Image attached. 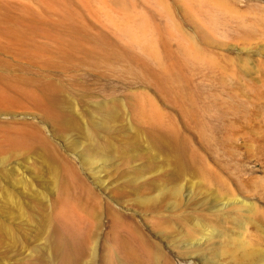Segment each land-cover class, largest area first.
I'll return each instance as SVG.
<instances>
[{
    "label": "rangeland",
    "instance_id": "rangeland-1",
    "mask_svg": "<svg viewBox=\"0 0 264 264\" xmlns=\"http://www.w3.org/2000/svg\"><path fill=\"white\" fill-rule=\"evenodd\" d=\"M0 145V264H264V0H0Z\"/></svg>",
    "mask_w": 264,
    "mask_h": 264
},
{
    "label": "bare ground",
    "instance_id": "bare-ground-1",
    "mask_svg": "<svg viewBox=\"0 0 264 264\" xmlns=\"http://www.w3.org/2000/svg\"><path fill=\"white\" fill-rule=\"evenodd\" d=\"M21 132V131H20ZM11 138H13V137H11ZM16 139V138H15ZM12 140V139H11ZM17 140H19V139H17ZM18 142V141H17ZM20 142V141H19ZM19 142H18V144H19ZM21 142H25V140H22ZM14 143V142H13ZM23 144V143H22ZM22 144H19V145H22ZM14 145V144H13ZM0 147H1V145H0ZM2 149H3V147H1ZM1 148H0V152H2L1 151ZM67 222V221H66ZM66 245V244H65Z\"/></svg>",
    "mask_w": 264,
    "mask_h": 264
}]
</instances>
